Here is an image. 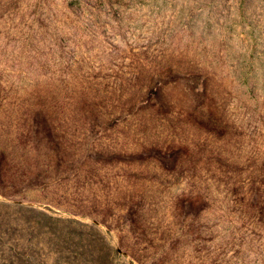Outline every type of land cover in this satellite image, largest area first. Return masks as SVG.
Listing matches in <instances>:
<instances>
[{
  "label": "rangeland",
  "instance_id": "374dc122",
  "mask_svg": "<svg viewBox=\"0 0 264 264\" xmlns=\"http://www.w3.org/2000/svg\"><path fill=\"white\" fill-rule=\"evenodd\" d=\"M0 264H264V0H0Z\"/></svg>",
  "mask_w": 264,
  "mask_h": 264
}]
</instances>
